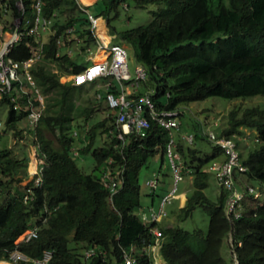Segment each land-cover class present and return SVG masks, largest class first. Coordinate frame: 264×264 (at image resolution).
<instances>
[{
    "label": "trees",
    "instance_id": "16d2710c",
    "mask_svg": "<svg viewBox=\"0 0 264 264\" xmlns=\"http://www.w3.org/2000/svg\"><path fill=\"white\" fill-rule=\"evenodd\" d=\"M31 1L23 0L27 17L32 15ZM42 1V12L53 24L31 72L46 98L44 113L37 125L25 132L17 122L26 114L9 105L0 128V194L6 191L0 201V260H8L9 251L17 248L31 257L50 249L49 264H81L83 260L87 264H117L124 253L136 257L139 264H151L145 249L158 244L166 264H264V211L245 205L246 197H252L247 190L252 186L249 182L264 183V109L258 105L242 111L231 108L220 131L238 145L245 128L256 130V145L246 153L239 149L246 169L236 175V184L247 196L237 217L226 214V190L220 188L215 200L204 193L211 173L207 164L223 155L222 147L214 145L208 133L181 132L179 121L175 148L184 166L183 175L186 171L191 175V189L176 217L186 218L200 206L208 216L207 227L187 230L169 220L145 222L140 212L153 205L141 203L140 172L152 159L158 160V185L149 188L147 195L159 203L172 178L165 148L168 131L149 119L145 135L128 132L120 138L114 110L106 105L107 115L94 119L92 105L79 107L75 103L76 93L83 87L91 90L95 82L74 85L60 80L61 75L79 71L85 64L76 58L77 51L75 55L62 50L56 54V41L62 37L63 44L75 43L64 32L71 26V36L80 38L82 50L95 44L96 36L78 0ZM8 2L11 11L7 14H16L15 0ZM153 3L164 6L150 11L146 23L119 31L110 26L117 43L131 45L136 63L146 71L130 96L149 93L158 108L178 109L207 97L264 96V0H96L98 13L93 15L109 22L110 14L117 15L123 4L125 9L130 4ZM26 42L36 43L33 36H23L11 48L10 56L27 58L31 52ZM51 64L57 69L52 70ZM7 98L0 99V108L9 104ZM47 131L56 136L57 144ZM8 133L29 136L36 146L34 152L42 158L37 173L25 185L13 188L11 182L20 183L27 176L21 168L28 156L23 150L19 156L6 145ZM188 133L190 142L182 136ZM200 139L211 145L209 153L196 147ZM83 153L93 158L92 172L77 164ZM106 169L122 176L112 195L100 179ZM31 226L37 227V236L16 242ZM153 227L161 230L157 239Z\"/></svg>",
    "mask_w": 264,
    "mask_h": 264
},
{
    "label": "built area",
    "instance_id": "2783aa9c",
    "mask_svg": "<svg viewBox=\"0 0 264 264\" xmlns=\"http://www.w3.org/2000/svg\"><path fill=\"white\" fill-rule=\"evenodd\" d=\"M79 2V1H78ZM8 0H0V99L5 95L7 102L15 112H24L26 115L22 120L26 121L24 125L25 132L29 128H34L44 113L45 95L41 91L35 77L31 72V67L39 60L42 52L43 40L42 34L52 30L53 19L45 16L42 12L43 1L32 0V15L26 16V7L23 0H15L17 13L7 14L9 10ZM81 5V4H80ZM81 8L87 12L91 29L94 30L98 24V17L89 13L84 7ZM11 11V10H9ZM10 15V18L8 16ZM54 15V13H53ZM72 26L64 30L71 37ZM31 35L36 43L26 42L30 48V55L22 60L10 56L11 48L18 45L23 36ZM96 36V35H95ZM59 47L56 54H60L61 45L64 43L62 37L57 39ZM95 44L103 52V57L99 60H92L81 70L71 72L67 81L74 85H84L91 81L95 82L94 96L96 99H103L106 105L114 110L115 122L120 126L118 136L123 138L124 133L135 132L138 135H145L146 129L150 125V120L156 121L159 125L167 129L168 140L166 143V157L172 173V187L163 194L158 207H148L140 212V217L145 222L160 220L166 215V205L176 196L177 184L183 178V164L175 148V131L179 129L178 117L181 113L178 108L157 107L149 93L139 97L130 96L136 89L140 80L146 77L145 68L141 64L134 67V74H131L127 64V49L123 44L116 42H103L96 36ZM90 51V47L86 48ZM64 52L68 55L72 50L67 47ZM100 80V81H99ZM2 121L0 120V128ZM187 141L192 140L190 133L183 134ZM214 145H219L223 149L224 158L216 161L211 160L207 168L214 173L215 180L219 186L228 193L226 200V211L239 215L241 202L245 192L238 188L236 182V173L246 169L240 160L237 144L231 138L216 136L212 131L208 133ZM34 167L32 175L37 173L38 165L42 158L34 152ZM106 169L100 176L101 182L109 187L111 195L117 190V180H122L120 174H111ZM39 177L35 178V183ZM148 188L154 189L158 185V174L155 172L152 176L145 179ZM248 191H254L253 187L248 186ZM257 192H255V195ZM28 195H24L27 199ZM151 232L157 238L161 235V230L157 227L151 228ZM37 236V227L31 226L25 229L18 237L17 241L29 239ZM52 256L50 249H45L41 256L31 257L25 252L14 248L9 251L8 260L11 263L21 264H49ZM117 264H139L136 257L127 253L123 254V259Z\"/></svg>",
    "mask_w": 264,
    "mask_h": 264
},
{
    "label": "rangeland",
    "instance_id": "374dc122",
    "mask_svg": "<svg viewBox=\"0 0 264 264\" xmlns=\"http://www.w3.org/2000/svg\"><path fill=\"white\" fill-rule=\"evenodd\" d=\"M79 3L84 7L85 10L92 14L98 13V6L95 3H92L90 5H85L84 2L78 0ZM125 4L122 6L124 7ZM122 6L118 8V14L115 16H112L110 14L109 16V22L107 21L106 17H102L106 22H108V26H114L117 31L128 29L130 27H135L140 24H144L148 21L150 17V11L156 10L158 7H163L164 4H148L145 6H134L130 4L129 6H126L124 9ZM9 14V13H8ZM10 18V15L7 19ZM101 21V20H99ZM49 36L48 31L44 32L42 34V40H46ZM125 47L127 49V64L129 67V70L131 74H134V67L136 65V61L133 55V48L129 44H125ZM74 49V50H73ZM73 54L76 53L75 48L73 47ZM96 52L95 44L91 45V51L85 52V57L92 56ZM84 58V57H83ZM51 69L56 70L57 66L55 64H51ZM69 78V75H61L60 80L61 81H67ZM95 92V90H93ZM92 89L87 90L85 87L81 89L79 92L76 93L75 97V103L79 105V107H85L88 105H92L94 107L93 112V118L99 119L107 115L108 109L106 108L105 101H98V99H95L93 96ZM51 101V99H49ZM46 103V98H45ZM259 106L260 108L264 109V96L263 95H255V96H248L244 98H235V99H225L222 97H207L201 100H195L191 101L188 105L179 106L180 111L182 114L179 115L178 121L181 123V132H192V133H198L199 135H203V133H209V131H212L216 136H220L221 128L223 127V123L225 121V117L228 113V111L231 108H238L240 111H242L246 107L251 106ZM8 108L9 104L4 103L1 105L0 108V119L2 123L7 118L8 115ZM75 121V120H74ZM19 125L24 126L26 124L25 120H21L17 122ZM76 130V129H75ZM74 130V131H75ZM77 131V130H76ZM245 136L243 138V134L240 136L243 138V140H238V147L241 150H244V153L247 152V150L253 148L256 145L255 137H256V130L252 128H245L244 130ZM9 135V141L7 142V146L10 147L13 152L17 153L19 156L21 155V151L27 153L28 159L26 161V164L24 167L21 168L22 172H25L27 176L20 181H13L11 182L12 188L17 184L25 185L32 177L33 167L34 164L32 163L33 158L35 157L34 151H35V145L30 141V137L25 136H18L14 137L12 134L8 133ZM47 136L54 140V142L57 144L56 136H54L50 131H47ZM105 138V133L101 136L102 139ZM77 144V142H76ZM201 147L205 153H209L211 151V145L208 143L207 140L200 139L196 142V147ZM223 155H220L219 157H222ZM219 157H217L216 161H219ZM32 160V161H31ZM151 160V159H150ZM158 160L152 159L150 163L144 167L139 176V183L141 187V203L142 205L146 206L149 203V197L147 195V192L149 191V188L146 186L144 180L150 176L154 171H157V167H159V164L157 162ZM77 164L86 172H92L94 161L91 157L90 153H83L80 154L77 157ZM16 178L19 177L18 175L15 176ZM188 180H191V175L188 171H186L183 175L182 180H180L177 184L176 194L179 191H185L187 194L189 190L191 189V184ZM208 186L204 188V193L210 198L215 200L220 192V187L215 181L213 172L209 175L208 180ZM249 184H251L254 188L258 190L261 194L259 197L254 196H247L245 205L246 207L253 208L256 210L264 211V183H259L256 181H250ZM169 186L172 187V179L171 183H169ZM159 187V186H158ZM6 191L2 194H0V201L5 197ZM179 199L180 196L176 195L173 197L170 202L166 205L167 214L163 216L161 221H170L171 223H174L175 225H179L180 227L191 230L196 227H200L202 229H206L207 223H208V216L207 214L202 210L200 206H196L191 215H189L186 218H177L176 215L178 214V208H179ZM172 209V212L169 211ZM259 211V212H260ZM159 245L154 244L152 246H149L145 249V252L148 254V256L151 259V264H166L164 261L162 255L160 254ZM223 253L225 252V248H222ZM225 254V253H224ZM0 264H12L8 260L1 261ZM81 264H87L86 260H83Z\"/></svg>",
    "mask_w": 264,
    "mask_h": 264
},
{
    "label": "crops",
    "instance_id": "0c3cea01",
    "mask_svg": "<svg viewBox=\"0 0 264 264\" xmlns=\"http://www.w3.org/2000/svg\"><path fill=\"white\" fill-rule=\"evenodd\" d=\"M95 1L96 0H88L87 2H84V1L83 2H84L85 5H90L92 3H95ZM99 20H101V21H99ZM93 33L100 40H102L103 42H107V43L116 42L117 43V41H118V40L115 39V36H114L112 30L110 29V27L108 26V23L103 18H101L99 15H98V24H97V27L93 30ZM70 39L71 40H75L76 42L75 43H70L69 42V43H66V44H62L61 45V50L64 51V50H66L67 47H69L72 50L73 47H74L75 48V51H77L76 58L79 61H82L85 65L88 64V63H90L92 60H99V59H101L103 57L102 50L101 49H98L96 44H95L96 52H94V54L92 56L85 57V52L87 51V49L82 50L80 48V43H79V39L80 38H78V36H76L74 34L73 36L70 37ZM122 44H124V42ZM73 50H72V53H71L72 55H73ZM90 51H91V46H90ZM91 89H92V92H93V90L96 89V86L94 85V87L91 88ZM93 96H94V92H93ZM222 158H223V156L222 157H219V159H222ZM33 161L35 162V159H33ZM157 170H158V167H157ZM153 172H157V171H154L153 170ZM169 180H170V178H169ZM188 181L190 183L191 180H188ZM177 195L180 196L179 205L180 206L184 205L185 199H186V193H185V191H183V190L182 191H179V192H177ZM148 197H149V203L147 205L148 206H152L153 205V207H155V208L158 207V204L159 203L156 202V199L152 200V197H150V196H148ZM1 261H6V260H1Z\"/></svg>",
    "mask_w": 264,
    "mask_h": 264
},
{
    "label": "clouds",
    "instance_id": "9594fccd",
    "mask_svg": "<svg viewBox=\"0 0 264 264\" xmlns=\"http://www.w3.org/2000/svg\"><path fill=\"white\" fill-rule=\"evenodd\" d=\"M126 5V4H125ZM98 17V16H97ZM124 45V44H123ZM125 46V45H124ZM221 136V135H220ZM223 136V135H222ZM223 137H225V136H223ZM244 137V136H243ZM227 138H230V137H227ZM237 144V143H236ZM237 148H238V151H239V147H238V145H237ZM223 152V151H222ZM223 158H224V154H223ZM222 158V159H223ZM34 159V158H33ZM222 159H220V160H222ZM213 160V159H212ZM32 163H34V161H32ZM208 165V164H207ZM245 171V170H244ZM211 173H212V171H211ZM214 174V173H213ZM238 173H236V175H237ZM215 178V177H214ZM236 178V177H235ZM172 179V178H171ZM216 181V180H215ZM217 183V182H216ZM219 186V185H218ZM221 189H222V187L221 186H219ZM251 187H253V186H251ZM241 189V188H240ZM253 189H254V191H252V197H254V196H257V197H259L261 194L259 193L258 195H255V192H257L258 193V190L256 189V188H254L253 187ZM225 190V189H224ZM177 195V194H176ZM247 195H246V193H245V196L243 197V199L246 197ZM227 197H228V195H227ZM242 199V200H243ZM227 200V199H226ZM241 208H242V202H241V207H240V209H239V211L241 210ZM225 211H226V207H225ZM166 214H167V209H166ZM226 214L227 215H229L228 213H227V211H226ZM163 218V217H162ZM161 218V219H162ZM160 219V220H161ZM159 221V220H158ZM20 236V235H19ZM158 238V237H157ZM156 238V239H157ZM9 261V260H8ZM10 262V261H9ZM11 263V262H10Z\"/></svg>",
    "mask_w": 264,
    "mask_h": 264
},
{
    "label": "bare ground",
    "instance_id": "6f19581e",
    "mask_svg": "<svg viewBox=\"0 0 264 264\" xmlns=\"http://www.w3.org/2000/svg\"><path fill=\"white\" fill-rule=\"evenodd\" d=\"M84 1H88V0H84Z\"/></svg>",
    "mask_w": 264,
    "mask_h": 264
}]
</instances>
